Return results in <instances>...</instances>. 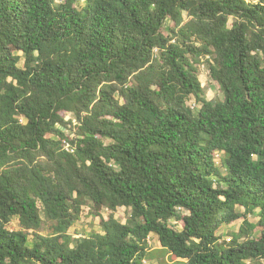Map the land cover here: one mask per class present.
Wrapping results in <instances>:
<instances>
[{
    "label": "trees",
    "instance_id": "trees-1",
    "mask_svg": "<svg viewBox=\"0 0 264 264\" xmlns=\"http://www.w3.org/2000/svg\"><path fill=\"white\" fill-rule=\"evenodd\" d=\"M151 234L264 264V0H0V264H145Z\"/></svg>",
    "mask_w": 264,
    "mask_h": 264
},
{
    "label": "rangeland",
    "instance_id": "rangeland-1",
    "mask_svg": "<svg viewBox=\"0 0 264 264\" xmlns=\"http://www.w3.org/2000/svg\"><path fill=\"white\" fill-rule=\"evenodd\" d=\"M166 24H170V21H167ZM21 54V53H19ZM23 60H21L20 65H22ZM199 79L204 87L206 98L211 100L212 102L221 99L223 97V93L220 90L218 84L212 80L209 75L207 68L204 65H201L199 68ZM192 107L194 102L189 103ZM194 112L197 110V106L192 109ZM66 118H69L68 116ZM218 160V157H216ZM89 207H84L82 216L80 220H78L75 225H73L69 233L72 235H89L90 232L99 230V221L101 217L107 215V210H101L98 215L90 214ZM115 216L121 222H124L128 216V213L124 207L118 208ZM243 218L236 219L231 224L227 225L224 228H221L220 234L222 236L221 240H227L230 237V232H237L241 225ZM10 229H20L21 226L17 218H14L12 222L9 224ZM184 259L176 258L171 253H169L165 248H163L156 236L151 234L149 238V250L146 254L145 264H183ZM249 264V262H247Z\"/></svg>",
    "mask_w": 264,
    "mask_h": 264
},
{
    "label": "built area",
    "instance_id": "built-area-1",
    "mask_svg": "<svg viewBox=\"0 0 264 264\" xmlns=\"http://www.w3.org/2000/svg\"><path fill=\"white\" fill-rule=\"evenodd\" d=\"M195 105L196 104H193L191 108L193 109L195 107ZM66 148L69 149V145L68 144L66 145Z\"/></svg>",
    "mask_w": 264,
    "mask_h": 264
}]
</instances>
